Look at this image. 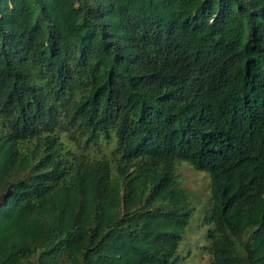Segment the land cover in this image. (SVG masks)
Returning a JSON list of instances; mask_svg holds the SVG:
<instances>
[{"label":"trees","instance_id":"trees-1","mask_svg":"<svg viewBox=\"0 0 264 264\" xmlns=\"http://www.w3.org/2000/svg\"><path fill=\"white\" fill-rule=\"evenodd\" d=\"M180 162L264 264V0H0V264H179Z\"/></svg>","mask_w":264,"mask_h":264},{"label":"rangeland","instance_id":"rangeland-1","mask_svg":"<svg viewBox=\"0 0 264 264\" xmlns=\"http://www.w3.org/2000/svg\"><path fill=\"white\" fill-rule=\"evenodd\" d=\"M175 178L179 188L187 195L193 212L177 250V256L181 258L179 264H209L208 256L202 250L208 243L206 240L208 226L202 222L209 206V178L205 173L196 171L183 162L177 164Z\"/></svg>","mask_w":264,"mask_h":264}]
</instances>
